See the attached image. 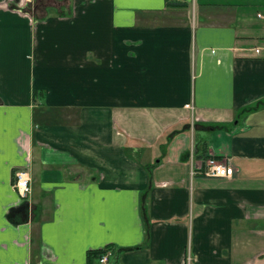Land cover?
<instances>
[{"label": "crops", "instance_id": "1", "mask_svg": "<svg viewBox=\"0 0 264 264\" xmlns=\"http://www.w3.org/2000/svg\"><path fill=\"white\" fill-rule=\"evenodd\" d=\"M170 1L0 0V264H264V0Z\"/></svg>", "mask_w": 264, "mask_h": 264}, {"label": "built area", "instance_id": "2", "mask_svg": "<svg viewBox=\"0 0 264 264\" xmlns=\"http://www.w3.org/2000/svg\"><path fill=\"white\" fill-rule=\"evenodd\" d=\"M20 2L23 3L24 0H20ZM187 108H191V106L187 105ZM196 174L206 178L232 179L235 177L236 170L229 159L217 160L212 157L207 159L198 169H193L192 176ZM13 187L22 199H28L31 195L30 172L28 170H18L14 177ZM112 258L113 251L108 249L99 259L98 264H111Z\"/></svg>", "mask_w": 264, "mask_h": 264}, {"label": "trees", "instance_id": "3", "mask_svg": "<svg viewBox=\"0 0 264 264\" xmlns=\"http://www.w3.org/2000/svg\"><path fill=\"white\" fill-rule=\"evenodd\" d=\"M167 5L169 7H182L184 6L181 3H177V2H173L170 0H167ZM34 94H37V92H35ZM256 108V107H255ZM145 218V216H144ZM147 222V220H145ZM113 250L111 246L106 247L103 250H98V251H89L88 252V263L87 264H98L99 259L102 257V255L105 253L106 250Z\"/></svg>", "mask_w": 264, "mask_h": 264}, {"label": "rangeland", "instance_id": "4", "mask_svg": "<svg viewBox=\"0 0 264 264\" xmlns=\"http://www.w3.org/2000/svg\"><path fill=\"white\" fill-rule=\"evenodd\" d=\"M13 184H14V179H13Z\"/></svg>", "mask_w": 264, "mask_h": 264}]
</instances>
